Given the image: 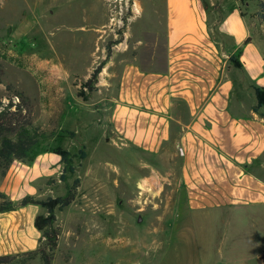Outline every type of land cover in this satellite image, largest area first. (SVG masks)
Segmentation results:
<instances>
[{
    "label": "rangeland",
    "instance_id": "obj_1",
    "mask_svg": "<svg viewBox=\"0 0 264 264\" xmlns=\"http://www.w3.org/2000/svg\"><path fill=\"white\" fill-rule=\"evenodd\" d=\"M261 2L250 0L251 16ZM162 3L0 0V101L8 104L13 99L18 103V93L24 94L30 102L31 119L43 132L23 162L25 170L32 167L31 175L39 171L37 158L43 154L59 156L56 150L60 149L72 154L76 167L69 183L81 180L76 200L56 210L58 242L52 264H198L195 238L178 239L176 235L168 242L167 232L177 224L176 187L162 186V172L147 167L141 153L122 146L108 119L124 65L136 60L144 63L148 53L162 50L165 12L157 9ZM262 14L253 22L256 37L264 40ZM100 65L104 67L93 89H85ZM81 151L86 154L84 159ZM59 158L58 163L49 165L42 179L29 186L33 192L26 196L47 200L66 194V186L60 181L63 164ZM21 166L20 161L9 170L0 165V205L15 196L8 181ZM151 174L157 185L142 182ZM19 208L33 218L32 225L24 230L27 239L20 237L19 231H10V212H0V256L39 247V239L34 246L26 240L33 237V228L39 232L37 216L33 215L41 207L30 204ZM255 217L252 224L243 225L241 219H235L228 226L231 233L227 239L238 251L240 264H258L259 253L264 250V234L259 235L262 225L259 216ZM218 227L220 230L227 225ZM41 246L48 251L45 237ZM20 260L42 264L40 254ZM215 264L232 261L221 258Z\"/></svg>",
    "mask_w": 264,
    "mask_h": 264
},
{
    "label": "crops",
    "instance_id": "obj_2",
    "mask_svg": "<svg viewBox=\"0 0 264 264\" xmlns=\"http://www.w3.org/2000/svg\"><path fill=\"white\" fill-rule=\"evenodd\" d=\"M162 1L157 8L165 12L162 50L148 53L144 63L124 65L109 123L122 146L162 172V186L176 187L177 224L168 230V242L190 235L198 246V264L221 258L240 264L227 239L232 220L252 224L257 215L259 235L264 234V118L253 110V88H264V40L256 37L253 20L264 10L258 5L251 16L250 0ZM59 157L40 155L39 171L32 175V167L27 171L20 161L23 166L11 173L12 184L8 181L15 194L11 201L32 193L29 186ZM155 180L151 174L142 182L154 186ZM26 213L10 212V231L23 239L33 223ZM43 213L41 207L33 216ZM223 223L227 227L218 230ZM41 238L33 228L25 242L34 246L39 239L40 245Z\"/></svg>",
    "mask_w": 264,
    "mask_h": 264
},
{
    "label": "trees",
    "instance_id": "obj_3",
    "mask_svg": "<svg viewBox=\"0 0 264 264\" xmlns=\"http://www.w3.org/2000/svg\"><path fill=\"white\" fill-rule=\"evenodd\" d=\"M261 10H264L263 2L260 3ZM261 21H264V16H261ZM231 61L236 65L233 58ZM104 66L100 65L91 79L85 84V89H93L92 86L96 77L102 71ZM238 67V66H236ZM257 98V104L253 110L260 113L264 118V88H253ZM19 102L15 103L10 99L8 104L0 101V165L4 170H9L15 161L25 162L33 150V148L43 138V132L35 125L30 115L29 99L22 93H18ZM84 94H81V96ZM83 159L86 157L84 151L80 152ZM56 154L61 157L63 170L60 175V181L66 186V194L56 198H48L47 200H39L33 196H25L18 203L7 201L5 205H0V212L15 211L19 207H24L30 204L39 205L46 213L40 214L35 220L36 228L41 232L42 238L48 240V251L40 245L37 250L24 252L16 255L0 256V264H25L21 262L22 257L37 256L40 254L42 264H52L54 250L57 247L58 231L55 228L56 210H62L70 206L76 200V190L80 186V178H76L73 184L69 183L75 174L76 167L73 162L72 154L69 151L56 150ZM261 260L264 264V253L261 255Z\"/></svg>",
    "mask_w": 264,
    "mask_h": 264
}]
</instances>
